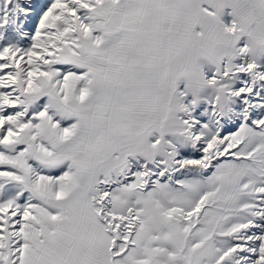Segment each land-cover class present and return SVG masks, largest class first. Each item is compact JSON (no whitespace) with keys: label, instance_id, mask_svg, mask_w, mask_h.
<instances>
[{"label":"snow or ice","instance_id":"snow-or-ice-1","mask_svg":"<svg viewBox=\"0 0 264 264\" xmlns=\"http://www.w3.org/2000/svg\"><path fill=\"white\" fill-rule=\"evenodd\" d=\"M0 264H264V0H0Z\"/></svg>","mask_w":264,"mask_h":264}]
</instances>
